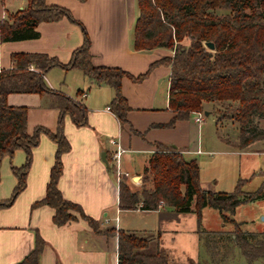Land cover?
Instances as JSON below:
<instances>
[{
	"label": "trees",
	"instance_id": "obj_1",
	"mask_svg": "<svg viewBox=\"0 0 264 264\" xmlns=\"http://www.w3.org/2000/svg\"><path fill=\"white\" fill-rule=\"evenodd\" d=\"M136 2L137 14L132 26L133 48L163 46L172 50L170 54L151 61L145 71L136 75L119 66L94 64L86 29L64 6L45 0H27L23 8L9 13L7 18H0V40L36 37L39 34L36 29L39 21L61 16L78 23L83 34L81 43L72 49L67 61L42 51H15L11 53V65L0 69V162L4 155L11 157L17 148L24 152L20 164H10L15 183L9 196L0 199V207L10 204L25 186L32 149L38 143L40 134L45 133L56 145L53 162L44 194L33 200L31 206H51L52 219L56 224L75 219L78 214L94 231H102L99 221L85 213L78 202L66 198L58 186L63 168L62 154L70 147L63 128L64 115L68 114L76 125L85 124L87 107L73 96L48 85L44 73L54 65L63 69L78 67L93 81L108 83L114 91L109 108L122 124L128 122L126 111L129 105L121 90V78L126 75L139 80L154 65H168V107L174 115L167 124L203 110L205 102H219L223 105L219 116L232 117L237 121V147L264 138V129H250L255 118H264V0ZM217 7L227 8L228 12L215 13L213 9ZM207 40L213 42L212 48L204 44ZM9 92H47L54 95L59 110L55 127L51 129L36 124L28 131L27 106L9 104ZM155 145L157 149L150 153L142 169L144 174L139 187H132L122 176L124 173L118 178L119 208L154 209L164 204L177 211H194L200 223L202 208L215 207L223 220L234 223V240L240 253L250 264L256 260L264 264V237L258 236L254 230L241 229L242 221L226 214H233L238 204L262 196L264 179L253 190L243 187L250 176H238L230 190L207 188L200 183L199 165L194 158L186 157L171 145L161 142ZM107 168L113 172L115 166L108 164ZM259 171L264 172V169ZM198 230L202 232L203 229ZM103 231L116 236V264H179L171 261L163 249L145 250L154 238L151 234L139 235L133 230L115 229L112 226ZM44 244L45 239L35 228L31 248L11 264H39Z\"/></svg>",
	"mask_w": 264,
	"mask_h": 264
},
{
	"label": "crops",
	"instance_id": "obj_2",
	"mask_svg": "<svg viewBox=\"0 0 264 264\" xmlns=\"http://www.w3.org/2000/svg\"><path fill=\"white\" fill-rule=\"evenodd\" d=\"M13 1L0 0V17H4L6 11L10 10ZM45 1L66 7L82 22L90 39L89 51L94 64L119 66L136 75L145 71L151 61L172 52L163 46L133 48L132 26L137 14L136 0ZM25 3L26 0H19L17 7ZM36 29L39 31L36 37L0 40V69L11 65V53L15 51H42L67 61L72 49L81 43L83 37L80 25L66 16L39 21ZM55 67L64 71L65 76H71L75 86L73 93L70 89L62 90L55 86V79L50 76V71ZM169 70L168 65L156 64L142 79L133 80L126 75L121 78V90L129 105L126 111L128 122L123 124L109 108L114 91L108 83L93 81L78 67L63 69L54 65L46 70L44 78L50 87L73 96L87 107L85 124L76 125L68 114L64 115L63 128L70 147L62 154L63 168L58 186L66 198L78 202L85 213L99 221L102 231H94L77 213L75 219L56 224L52 219L51 206H31L33 200L44 194L56 146L53 139L41 133L38 143L32 149L25 186L10 204L0 207V264H11L31 248L35 228L45 239L39 264H116V236L103 231L111 226L133 230L139 235L151 234L154 238L145 248L146 251L158 248L159 239H170L172 242L183 232L193 236L197 244L201 238L199 228L216 230L205 222L206 213H215V210L210 209L211 206L202 208L200 223L194 211H177L169 205L163 204L154 209H121L118 206L117 177L107 168L108 164L113 163L112 151L115 145L111 139L118 140L123 148L119 168L124 174L130 175L131 179L137 177L136 174L147 164L150 153L157 149L156 142L171 145L196 161L197 154L205 150L214 151L211 148L203 149L199 138L195 142L194 112L188 118L176 119L172 124H167L174 115L168 107ZM78 89L81 90L79 93ZM7 102L27 106L28 131L36 124L51 129L56 125L59 110L57 98L52 94L9 92ZM220 136L216 134L217 139L223 138ZM225 139L230 146H235H231L236 148L234 151L242 152L258 140L237 147L238 139ZM15 152V163H21L24 152L20 148L15 149ZM102 152H105L106 161L102 158ZM6 177V182L0 178V199L9 196L15 183V176ZM200 183L204 187L216 189L209 180H201ZM126 210L156 213L159 220L156 223L145 219L138 225L125 224L122 211ZM170 260L181 264L173 257Z\"/></svg>",
	"mask_w": 264,
	"mask_h": 264
},
{
	"label": "rangeland",
	"instance_id": "obj_3",
	"mask_svg": "<svg viewBox=\"0 0 264 264\" xmlns=\"http://www.w3.org/2000/svg\"><path fill=\"white\" fill-rule=\"evenodd\" d=\"M18 2L19 0H14L10 4V10L6 11L4 18H7L9 13H14L26 5L25 3L21 7H17ZM213 11L215 13H225L228 12V9L217 7ZM185 41L187 42V40ZM55 68L50 71V76L55 79V86L62 90L70 89L73 93L75 86L72 84L71 76H65L64 71H61L59 67ZM222 106L219 102L203 103L204 108L200 110L203 112V118L199 122L196 121L194 125L193 138H195V142L199 138L203 149H214V151L209 152V150H205L204 153L196 155L200 167V181L209 180L218 190H230L238 176H250L245 181L243 187L246 190H253L264 179V172L259 171L260 169H264V151H259L264 150V138L258 139L256 143L244 148L247 149L244 152L234 151L236 148H231V146H235H230L225 137L237 140L238 125H236V120L232 117L219 116V110ZM204 110H208L209 112L206 114ZM197 128H199V133L197 132ZM260 128L264 129V118H255L250 129L255 131ZM216 134H220L223 138L217 139ZM229 149H233V151ZM15 153L14 151L11 157L4 155L1 159L0 178L2 182H6V176H14L11 172L10 164H20L15 163V159L17 158ZM113 172L116 176V169ZM143 174L144 172L141 169L136 174L137 177L134 176V179H131L130 175L124 174L122 176L126 177V180L132 187H139L142 183ZM122 176L119 177L121 178ZM146 184L149 183L146 182ZM210 209L215 210V213L213 211L206 213L205 222L209 226L215 227L216 232H214L215 230H202V238L198 239L197 244L193 236L185 235V232H183L172 242L170 239L163 240L164 242L159 239L158 248L164 249L170 259L173 257V259L178 260L181 264H198L199 262L204 264H250L235 245L234 223L231 220H223L217 208L211 206ZM155 214L152 212L145 214L137 210H126L122 211V221L125 224L130 223L131 225H138L145 219L147 221H155L156 223L159 219ZM226 214L232 216L235 220L242 221L240 223L241 229L254 230L259 234L258 236L264 237V194L254 200L240 203L235 207L233 214L227 212ZM222 221L223 223H220ZM253 264H260V262L256 260Z\"/></svg>",
	"mask_w": 264,
	"mask_h": 264
},
{
	"label": "built area",
	"instance_id": "obj_4",
	"mask_svg": "<svg viewBox=\"0 0 264 264\" xmlns=\"http://www.w3.org/2000/svg\"><path fill=\"white\" fill-rule=\"evenodd\" d=\"M193 118L195 121L199 122L203 118V112L202 111H195ZM111 142L115 145L113 148V151H112V162H113L112 164H114V166H115L116 176H117V180H118L121 173H123L122 171H120V168H119L120 152L123 150V148L119 144L118 140L113 138V139H111ZM197 150H199V149H197Z\"/></svg>",
	"mask_w": 264,
	"mask_h": 264
},
{
	"label": "water",
	"instance_id": "obj_5",
	"mask_svg": "<svg viewBox=\"0 0 264 264\" xmlns=\"http://www.w3.org/2000/svg\"><path fill=\"white\" fill-rule=\"evenodd\" d=\"M204 44L209 47V48H212L213 47V42L211 40H207L204 42ZM204 112L207 114L209 111L208 110H204ZM105 152H102V158L106 161L105 159Z\"/></svg>",
	"mask_w": 264,
	"mask_h": 264
}]
</instances>
